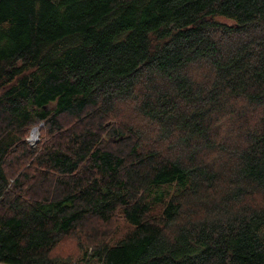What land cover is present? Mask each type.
<instances>
[{
  "label": "trees",
  "instance_id": "1",
  "mask_svg": "<svg viewBox=\"0 0 264 264\" xmlns=\"http://www.w3.org/2000/svg\"><path fill=\"white\" fill-rule=\"evenodd\" d=\"M0 91V264H264V0H0Z\"/></svg>",
  "mask_w": 264,
  "mask_h": 264
},
{
  "label": "rangeland",
  "instance_id": "2",
  "mask_svg": "<svg viewBox=\"0 0 264 264\" xmlns=\"http://www.w3.org/2000/svg\"><path fill=\"white\" fill-rule=\"evenodd\" d=\"M225 20V19H224ZM227 21V23H230V21H228V20H226ZM0 93H1V91H0ZM32 132V131H31ZM40 133V132H39ZM30 136H31V133H30ZM30 136L28 137V139L30 138ZM39 141H40V135H39ZM38 141V142H39ZM167 187V186H166ZM165 187V188H166ZM173 188V193H175V191H176V186H173L172 187ZM119 232V233H118ZM113 237H112V239L110 240V243L111 244H113V243H115V242H117L121 237H122V235L124 234V232H125V228H122V229H120L119 231H118Z\"/></svg>",
  "mask_w": 264,
  "mask_h": 264
},
{
  "label": "water",
  "instance_id": "3",
  "mask_svg": "<svg viewBox=\"0 0 264 264\" xmlns=\"http://www.w3.org/2000/svg\"><path fill=\"white\" fill-rule=\"evenodd\" d=\"M46 108V107H45ZM43 125V124H41ZM39 128L38 127H35L32 132H31V136L30 138L28 139V141L30 142L31 145L35 146L36 143L39 141Z\"/></svg>",
  "mask_w": 264,
  "mask_h": 264
}]
</instances>
